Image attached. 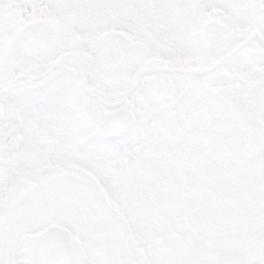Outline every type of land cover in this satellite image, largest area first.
I'll return each instance as SVG.
<instances>
[{
	"label": "snow or ice",
	"instance_id": "1",
	"mask_svg": "<svg viewBox=\"0 0 264 264\" xmlns=\"http://www.w3.org/2000/svg\"><path fill=\"white\" fill-rule=\"evenodd\" d=\"M0 264H264V0H0Z\"/></svg>",
	"mask_w": 264,
	"mask_h": 264
}]
</instances>
